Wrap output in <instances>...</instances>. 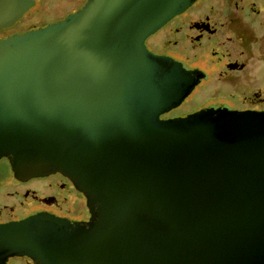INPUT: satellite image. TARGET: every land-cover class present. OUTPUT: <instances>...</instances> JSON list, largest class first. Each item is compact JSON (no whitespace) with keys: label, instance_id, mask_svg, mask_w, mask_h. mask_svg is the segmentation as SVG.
I'll list each match as a JSON object with an SVG mask.
<instances>
[{"label":"water","instance_id":"95a60500","mask_svg":"<svg viewBox=\"0 0 264 264\" xmlns=\"http://www.w3.org/2000/svg\"><path fill=\"white\" fill-rule=\"evenodd\" d=\"M196 0H87L0 38V160L90 217L0 222V264H264V111L163 120L193 85L147 39ZM36 0H0V32Z\"/></svg>","mask_w":264,"mask_h":264},{"label":"flooded vegetation","instance_id":"af4514ba","mask_svg":"<svg viewBox=\"0 0 264 264\" xmlns=\"http://www.w3.org/2000/svg\"><path fill=\"white\" fill-rule=\"evenodd\" d=\"M187 11L146 41L152 53L179 65L182 75L193 85L185 99L161 115V119L185 118L208 109L264 111V0H196ZM5 31L0 32V38L10 36L3 35ZM158 36L160 40H156ZM193 97L199 100L200 107L191 112L182 111L183 104ZM52 176H61L59 180L66 188L81 195L87 217L80 221L78 217H62L44 209L39 213L74 222L87 221L90 214L84 196L62 175ZM20 219L23 218L11 220ZM15 258L34 264L27 257ZM18 262L22 261L15 264Z\"/></svg>","mask_w":264,"mask_h":264},{"label":"rangeland","instance_id":"374dc122","mask_svg":"<svg viewBox=\"0 0 264 264\" xmlns=\"http://www.w3.org/2000/svg\"><path fill=\"white\" fill-rule=\"evenodd\" d=\"M86 2L87 0H37L36 5L12 28L3 32V35L23 34L59 22L80 10ZM191 10L192 8L187 12ZM160 38L161 36H158L156 40H160ZM200 105L199 100L193 97L183 104L181 110L191 112ZM60 178L62 177L51 176L32 180L28 184H21L13 178L8 161L1 160L0 222L28 217L33 213L41 212L40 209L62 217L72 219L78 217L80 221L85 220L87 217L85 200L75 191L66 188L64 182L59 180ZM45 214L47 213L45 212ZM72 219L66 220L74 222L75 220ZM16 261L24 262V259L11 257L5 264H15ZM22 262L16 264H28Z\"/></svg>","mask_w":264,"mask_h":264}]
</instances>
